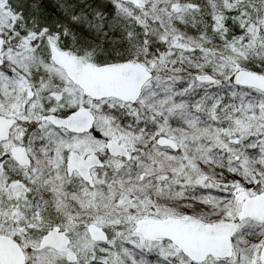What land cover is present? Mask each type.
<instances>
[{"label":"snow or ice","instance_id":"1","mask_svg":"<svg viewBox=\"0 0 264 264\" xmlns=\"http://www.w3.org/2000/svg\"><path fill=\"white\" fill-rule=\"evenodd\" d=\"M0 264H264V0H0Z\"/></svg>","mask_w":264,"mask_h":264}]
</instances>
